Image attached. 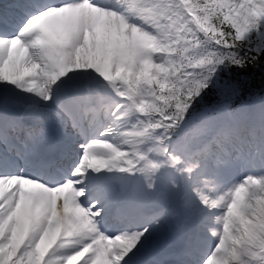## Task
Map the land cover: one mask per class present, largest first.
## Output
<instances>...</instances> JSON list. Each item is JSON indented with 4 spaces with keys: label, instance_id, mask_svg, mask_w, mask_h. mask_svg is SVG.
I'll list each match as a JSON object with an SVG mask.
<instances>
[{
    "label": "snow or ice",
    "instance_id": "6c2138e0",
    "mask_svg": "<svg viewBox=\"0 0 264 264\" xmlns=\"http://www.w3.org/2000/svg\"><path fill=\"white\" fill-rule=\"evenodd\" d=\"M0 264H264V0H0Z\"/></svg>",
    "mask_w": 264,
    "mask_h": 264
}]
</instances>
